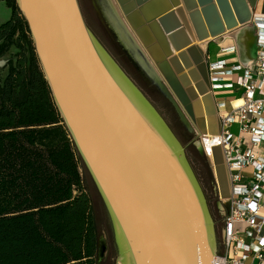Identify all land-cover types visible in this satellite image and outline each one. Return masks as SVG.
I'll return each instance as SVG.
<instances>
[{"label": "water", "instance_id": "obj_1", "mask_svg": "<svg viewBox=\"0 0 264 264\" xmlns=\"http://www.w3.org/2000/svg\"><path fill=\"white\" fill-rule=\"evenodd\" d=\"M259 1L115 0L163 82L146 74L198 139L220 133V121L206 51L197 43L250 24ZM16 4L59 114L108 209L120 262L212 264L207 209L178 145L101 49L79 0ZM200 101L204 115L195 108ZM213 147L210 165L222 201L223 166Z\"/></svg>", "mask_w": 264, "mask_h": 264}, {"label": "trees", "instance_id": "obj_2", "mask_svg": "<svg viewBox=\"0 0 264 264\" xmlns=\"http://www.w3.org/2000/svg\"><path fill=\"white\" fill-rule=\"evenodd\" d=\"M0 25V264H105L106 226L85 184L91 178L34 51L16 0ZM92 179V178H91Z\"/></svg>", "mask_w": 264, "mask_h": 264}, {"label": "built area", "instance_id": "obj_3", "mask_svg": "<svg viewBox=\"0 0 264 264\" xmlns=\"http://www.w3.org/2000/svg\"><path fill=\"white\" fill-rule=\"evenodd\" d=\"M256 29L257 57L252 65L230 69L223 61L209 65L212 93L220 86V77L244 70L236 82L241 103L227 108L217 103L220 133L212 145L222 146L231 196L220 201L226 207L222 248L216 250L212 264H264V16L256 20ZM233 125L239 127L236 137Z\"/></svg>", "mask_w": 264, "mask_h": 264}, {"label": "rangeland", "instance_id": "obj_4", "mask_svg": "<svg viewBox=\"0 0 264 264\" xmlns=\"http://www.w3.org/2000/svg\"><path fill=\"white\" fill-rule=\"evenodd\" d=\"M104 2L111 6L113 5L112 10L117 11V5L114 0H104ZM79 3L88 28L101 49L104 50L112 64L117 67L124 79L128 81L130 86L135 90L136 95L148 106L151 113L158 117L157 121L162 125V128L166 127L168 131L171 132L173 137L171 140L178 145V150L182 154L183 160L186 162L198 191L201 193L204 206L207 209L212 243L214 248L219 251L222 248L223 219L226 207L220 204L215 189L216 183L212 175L210 161L202 151L199 150L200 148L197 143L198 138L195 136V132H193V135L186 132V128L183 126L184 123L170 100L168 98L167 100L164 96H160L151 86L150 82L145 79L138 68L139 66L135 64L136 62L130 51L125 48L119 35L115 32L114 27H112L109 18H107L104 12L102 2L100 0H79ZM262 3L261 1L259 5H257L254 14L264 16V7ZM117 13L119 14L118 11ZM0 16V21H3L1 23H5L10 18V11L2 0H0ZM17 51V49L12 48L6 55L0 58V81H3L7 74V62L15 58ZM237 76L238 74H235L232 77H224V79L237 81ZM234 97H238V95H228L226 99L232 100ZM219 99H225V97H220ZM199 107V105L195 106L197 111ZM231 133L236 137L239 133V127L236 125L231 126ZM244 137L247 142L248 137ZM85 188L95 199L96 208L102 219L103 225L106 226L102 239L104 244L101 252L103 253L101 255L100 252L99 256L105 260L110 259V262L107 263L106 261L105 264H122L118 257L114 225L111 222L108 209H106L103 198L99 194L93 179L88 178ZM239 227L241 229L245 228L244 225H239Z\"/></svg>", "mask_w": 264, "mask_h": 264}, {"label": "crops", "instance_id": "obj_5", "mask_svg": "<svg viewBox=\"0 0 264 264\" xmlns=\"http://www.w3.org/2000/svg\"><path fill=\"white\" fill-rule=\"evenodd\" d=\"M261 1L263 2L262 4L264 7V0ZM255 10L253 14L255 13ZM10 17H11V11H10ZM261 17L263 16L254 14L253 21L250 24L246 26H241L240 29L241 34L239 35V37H235L233 35L234 31H230L227 34H225V36L223 37L209 40V42H206L203 48L206 51V60L208 65H211L219 61H223L224 63H226L227 69H230L233 66H240L246 68L252 65L257 57L256 43H257L258 30L256 29V20ZM0 20H1V16H0ZM1 22L3 21H0V23ZM243 71L244 70L234 72L231 75L228 74L226 76H222L219 78L220 80L217 81V84L220 86H217L213 91V95L215 97L216 103L224 104L226 108L235 106L234 103L239 101L241 97L240 90L238 89L236 82L238 81V77L242 76ZM235 74H238L236 78L237 81H233L231 79H226V80L224 79V77H232ZM231 83L234 84V86L230 87L226 85ZM262 90L264 91V86L262 87ZM228 95H238V97H234V99L232 100L226 99V96ZM220 97H225V99H219ZM218 252H221V249Z\"/></svg>", "mask_w": 264, "mask_h": 264}, {"label": "bare ground", "instance_id": "obj_6", "mask_svg": "<svg viewBox=\"0 0 264 264\" xmlns=\"http://www.w3.org/2000/svg\"><path fill=\"white\" fill-rule=\"evenodd\" d=\"M101 2L104 6V12H105L107 18H109V20L112 24V27H114L115 32L119 35V37H120L122 43L124 44L125 48L130 51V53L133 56V59L136 62V64L139 65V67L141 68V70L145 74L147 71L149 75H152L154 77L153 74L155 73V74H157L156 76L159 77V80L162 81V79L160 78L155 66L152 64L151 60L149 59V57L145 53L144 49H142L141 46L139 45L137 39L135 38L134 34H132L130 28H128L126 21L123 18V16L121 15V12H120L118 6H117V8H118L117 11L119 12L120 15L117 13L116 10H115L116 12L114 10H112L113 5L111 6V5L107 4L106 2H104V0H101ZM114 14H116V17L119 18V20H117L115 18ZM240 29L241 28H237V29L232 30V31H234L233 35L235 37H239V35L241 34ZM210 39H211V37L209 36V38L205 39L204 41L199 42V43L196 42V43L199 44L201 48H203L205 43L208 42ZM151 65L154 67L155 71L153 70ZM183 71L187 74V75H185L187 77V79H189L187 70L184 69ZM149 75H147V76H149ZM190 83H191L193 90L197 94L195 84L191 80H190ZM197 96H198V98L201 99V96H199L198 94H197ZM240 103H241V101L239 100V101L235 102L234 105L237 106ZM200 107H201V110L203 111L204 107H203L202 101H200ZM204 114L205 113L203 111V115ZM203 117H205V116H203ZM216 137H217V135H212V137L208 136V135L203 136V137H201V139H198V142H197L202 153L205 156L209 157L208 159H210L211 164L213 163V159H212V147H213V145L212 144H213V142L214 143L216 142ZM213 148L217 149L219 151V153H220L219 158L221 159V165L223 166L222 167V175H223L222 189L224 190V196L222 199L228 200L231 196L230 178H229V174L227 173V167H226V162H225L224 155H223L222 146L216 145ZM121 263L125 264L123 261Z\"/></svg>", "mask_w": 264, "mask_h": 264}, {"label": "flooded vegetation", "instance_id": "obj_7", "mask_svg": "<svg viewBox=\"0 0 264 264\" xmlns=\"http://www.w3.org/2000/svg\"><path fill=\"white\" fill-rule=\"evenodd\" d=\"M101 1V0H100ZM114 16H115V18L117 19V20H119V18H117L116 17V14H114ZM136 64V63H135ZM139 66V65H138ZM152 66V65H151ZM139 68V70L142 72V74H143V76L145 77V79H147L149 82H150V84H151V86L154 88V90L160 95V96H164V97H166V99H167V96H165L161 91H160V89H159V87L156 85V83L151 79V78H149L142 70H141V68L140 67H138ZM152 68H153V70H154V67L152 66ZM155 71V70H154ZM168 100V99H167ZM183 125V124H182ZM184 126V125H183ZM185 127V126H184ZM186 128V127H185ZM186 132L188 133V134H191V135H193V132H191V131H189L188 130V128H186ZM195 136H196V134H195ZM221 204V203H220ZM218 210H219V208H218Z\"/></svg>", "mask_w": 264, "mask_h": 264}]
</instances>
